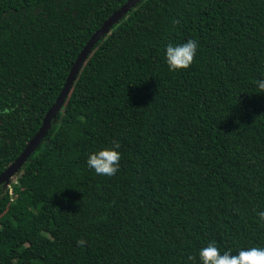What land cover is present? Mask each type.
Returning <instances> with one entry per match:
<instances>
[{
    "label": "trees",
    "instance_id": "obj_1",
    "mask_svg": "<svg viewBox=\"0 0 264 264\" xmlns=\"http://www.w3.org/2000/svg\"><path fill=\"white\" fill-rule=\"evenodd\" d=\"M127 1L0 0V174ZM188 39L199 42L194 63L169 72L166 45ZM260 78L264 0H139L0 185V264H199L210 242L221 253L264 247ZM112 145L121 171L109 181L86 159Z\"/></svg>",
    "mask_w": 264,
    "mask_h": 264
},
{
    "label": "clouds",
    "instance_id": "obj_2",
    "mask_svg": "<svg viewBox=\"0 0 264 264\" xmlns=\"http://www.w3.org/2000/svg\"><path fill=\"white\" fill-rule=\"evenodd\" d=\"M174 23H179L174 21ZM199 42L188 39L178 44H168L165 47L164 60L169 72H180L189 69L198 54ZM255 86L260 93H264V78L257 79ZM119 147H103L89 152L86 159L87 168L105 180H114L120 173L121 157ZM260 222L264 223V211L258 213ZM77 245L84 247L86 241L79 239ZM199 264H264V247L251 246L239 249L233 254L232 249L221 250L214 242L201 247L198 252ZM190 261L195 257H189Z\"/></svg>",
    "mask_w": 264,
    "mask_h": 264
},
{
    "label": "water",
    "instance_id": "obj_3",
    "mask_svg": "<svg viewBox=\"0 0 264 264\" xmlns=\"http://www.w3.org/2000/svg\"><path fill=\"white\" fill-rule=\"evenodd\" d=\"M139 0H128L118 10L111 14L101 25V27L92 34L89 41L84 45L75 61L73 62L64 85L57 96L55 102L46 112L42 125L33 137L27 142L22 152L16 157V159L0 174V185L9 187L10 182L13 179L14 174L21 168L28 156L35 150L42 138L46 135L50 122L54 118L55 114L61 108L65 98L70 92L73 82L87 56L90 54L94 44L99 40L101 36L108 33L110 28L118 19H120L132 6Z\"/></svg>",
    "mask_w": 264,
    "mask_h": 264
}]
</instances>
